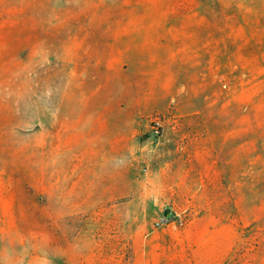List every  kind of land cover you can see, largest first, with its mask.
<instances>
[{
	"label": "rangeland",
	"instance_id": "obj_1",
	"mask_svg": "<svg viewBox=\"0 0 264 264\" xmlns=\"http://www.w3.org/2000/svg\"><path fill=\"white\" fill-rule=\"evenodd\" d=\"M229 1L0 0V264H264V44Z\"/></svg>",
	"mask_w": 264,
	"mask_h": 264
},
{
	"label": "crops",
	"instance_id": "obj_2",
	"mask_svg": "<svg viewBox=\"0 0 264 264\" xmlns=\"http://www.w3.org/2000/svg\"><path fill=\"white\" fill-rule=\"evenodd\" d=\"M216 3V1H215ZM218 6L217 12H222L223 9ZM198 18L201 17L203 22L206 17L202 14L201 9L205 6H198ZM187 15H182V23L189 19L191 14L195 11H185ZM215 12V11H214ZM224 12L231 14L229 24L231 33L230 35L236 40L245 38V42L240 41V45L246 44L247 46L255 44V37H261V41L257 43L264 44V0H230L229 4L225 6ZM172 19V18H171ZM242 36V37H239ZM242 40V39H241Z\"/></svg>",
	"mask_w": 264,
	"mask_h": 264
}]
</instances>
